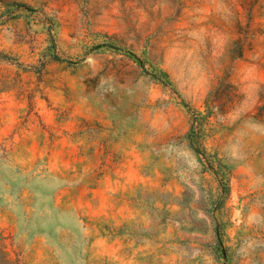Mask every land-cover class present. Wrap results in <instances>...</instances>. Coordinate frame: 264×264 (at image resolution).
<instances>
[{"label":"rangeland","instance_id":"374dc122","mask_svg":"<svg viewBox=\"0 0 264 264\" xmlns=\"http://www.w3.org/2000/svg\"><path fill=\"white\" fill-rule=\"evenodd\" d=\"M0 264H264V0H0Z\"/></svg>","mask_w":264,"mask_h":264}]
</instances>
